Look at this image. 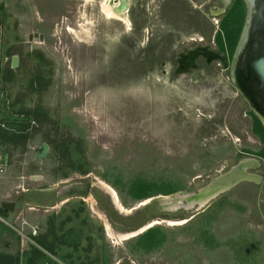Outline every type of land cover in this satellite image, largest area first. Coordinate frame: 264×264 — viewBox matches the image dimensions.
<instances>
[{"label":"rangeland","instance_id":"374dc122","mask_svg":"<svg viewBox=\"0 0 264 264\" xmlns=\"http://www.w3.org/2000/svg\"><path fill=\"white\" fill-rule=\"evenodd\" d=\"M109 2L0 0V115L35 140L24 156L9 153L1 190L18 209L0 215V264H264L260 186L162 210L164 198L197 194L259 154L225 73H176L179 53L218 19L188 0H130L121 21ZM88 180L87 196L71 187ZM136 180L178 192L137 200ZM149 224L150 241L108 231Z\"/></svg>","mask_w":264,"mask_h":264},{"label":"flooded vegetation","instance_id":"af4514ba","mask_svg":"<svg viewBox=\"0 0 264 264\" xmlns=\"http://www.w3.org/2000/svg\"><path fill=\"white\" fill-rule=\"evenodd\" d=\"M115 1L117 0H114V4L119 7L123 4L122 1L127 2L128 4L127 16H128L130 9V0H122V1L119 0V3H115ZM188 1L193 4L196 2L197 7L199 6V4L200 6L205 7L207 9L206 11L208 12L209 18L214 21L216 20V18L218 20L215 21L216 22L215 24L217 25L213 23L212 26L213 28L211 32H209V34L204 33L202 39L199 42L196 41L198 42V44H196L192 48L182 50V52L179 53L178 58H176V63H177L176 73L190 74L193 73L194 71L205 70L206 72L222 71L223 73L226 74L231 85L237 91L238 97L241 98L243 107H241L239 113L240 115H244L247 118V120L248 119L250 120L249 122L251 123V133L255 138V140H257V144H258L257 153L259 154L247 153L245 156L257 158L260 161L257 163L258 165L257 169L250 170V172L256 173L262 177L261 183L256 184V186H260L264 190V155L262 154L264 152V139H263L264 137L259 134V131H261L262 134L264 133V126L262 125L261 121H260L261 126L257 123V121L255 120L256 119L255 117H257L256 113L250 107V104L245 100L244 96L240 93L239 89L236 87V85L232 80V73L236 62L238 46L242 38L245 26L247 24L248 14H249V4L251 0H188ZM116 19L122 21V19L119 18ZM261 30L262 29L260 28L258 34H260ZM220 34L221 36L219 37ZM30 37L31 36H29V39ZM34 37L36 38V36H33V38ZM38 39L40 42L44 41V40L43 41L40 40V35L38 36ZM195 54H197V56L195 57L194 61H191V57ZM238 79L242 82L243 76L238 75ZM257 100H259L262 104V106L258 105V107L260 108V110L264 111V96L258 94ZM243 158L244 156H242L241 160ZM241 160H239V162ZM86 183H87L86 181L85 182L81 181L78 187H76L77 185H71V184L70 185L72 188L77 189L78 194L85 195L84 192H85ZM114 198L117 199L116 197ZM2 202L3 201L0 202V205ZM15 204L16 206L13 211H11L9 207L5 209L4 212L7 215V217L2 216L3 218L11 219L13 217V215L16 212V209H18V203L15 202ZM113 204H115V202H113ZM144 204L145 203H142L141 206H143ZM55 205L56 204H53V206ZM162 210H168V208L162 206ZM156 223L158 222H155V224ZM152 227H153L152 224L141 225L137 228L138 230H135L136 232H131L129 234H119V235L113 234L114 232H112L109 226H108V231L109 234L113 235L112 238L118 236L120 237L121 240H129L130 238H134L141 234L142 235L139 236V238H141L142 236L147 237L151 232Z\"/></svg>","mask_w":264,"mask_h":264},{"label":"water","instance_id":"95a60500","mask_svg":"<svg viewBox=\"0 0 264 264\" xmlns=\"http://www.w3.org/2000/svg\"><path fill=\"white\" fill-rule=\"evenodd\" d=\"M260 28L262 30L260 34H258ZM32 38L33 36L31 35L30 39ZM40 40H44L43 35H40ZM196 56L197 54L193 55L191 61H194ZM17 66L18 59L14 57L12 60V67L16 68ZM238 75L243 76L242 82L238 79ZM232 80L264 126V111L260 110L258 107V105L262 106V104L257 100L258 94L264 96V0H251L249 4L248 20L238 46ZM49 151V145L46 143L42 144L37 158L39 160L44 159L49 154ZM258 162L260 161L254 157L244 158L229 171L212 180L197 194L164 198L163 206L170 209L166 211H172L179 206V204L184 208L198 206L199 209H201L213 199L228 192L241 183L260 184L262 177L256 173L250 172V170L257 169ZM90 187L91 183L90 180H88L85 184V195L88 194ZM186 200L188 205L184 202ZM15 206L16 204L14 202L3 201L0 205V215L7 217L4 212L5 209L9 207L11 211H13Z\"/></svg>","mask_w":264,"mask_h":264},{"label":"crops","instance_id":"0c3cea01","mask_svg":"<svg viewBox=\"0 0 264 264\" xmlns=\"http://www.w3.org/2000/svg\"><path fill=\"white\" fill-rule=\"evenodd\" d=\"M14 123L15 125L9 126V128L7 126L4 127V123L0 115V164H2L4 169L0 173V200L2 201H11L10 199H8L9 197L6 196L5 192H2L1 190L2 186L4 185L3 182H7L12 178L11 174L7 170L9 153H12V156H15V159L19 155L24 156L25 153L29 151V144L31 146L35 143L34 137H32V140L28 138L27 142L25 143L24 137L28 133V128L25 131L21 123L17 124V122H12V124ZM31 162L33 161H30V163Z\"/></svg>","mask_w":264,"mask_h":264},{"label":"trees","instance_id":"16d2710c","mask_svg":"<svg viewBox=\"0 0 264 264\" xmlns=\"http://www.w3.org/2000/svg\"><path fill=\"white\" fill-rule=\"evenodd\" d=\"M220 36H221V34L219 35V37ZM255 118H256L255 120L257 121V123L261 126L260 120H258L257 117H255ZM257 128H258V126H257ZM259 134L264 137V135H263L264 133L262 134L261 131H259ZM262 154L264 155V152ZM177 192H178V189L176 190L175 188H172L170 185L161 186V185H158L156 182H147L144 180H136L135 182L132 183V185L130 187V193L133 195V198H135L137 200L148 199V198L157 196L159 194L171 195V194H175ZM154 232L155 231H151L149 233V235L146 237L147 241H150V239L152 237L151 235ZM46 249L49 251L50 248L48 247Z\"/></svg>","mask_w":264,"mask_h":264},{"label":"bare ground","instance_id":"6f19581e","mask_svg":"<svg viewBox=\"0 0 264 264\" xmlns=\"http://www.w3.org/2000/svg\"><path fill=\"white\" fill-rule=\"evenodd\" d=\"M122 1V0H121ZM108 2V1H107ZM123 4L119 7L117 5L114 4V0H110L109 5L106 6L105 11L107 12V14L112 17H116L119 19H127V12H128V4L127 2L122 1ZM128 22V21H126ZM165 208H167L166 206H164ZM168 210H170L168 208Z\"/></svg>","mask_w":264,"mask_h":264},{"label":"built area","instance_id":"2783aa9c","mask_svg":"<svg viewBox=\"0 0 264 264\" xmlns=\"http://www.w3.org/2000/svg\"><path fill=\"white\" fill-rule=\"evenodd\" d=\"M0 167H1V164H0Z\"/></svg>","mask_w":264,"mask_h":264}]
</instances>
